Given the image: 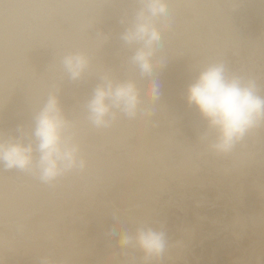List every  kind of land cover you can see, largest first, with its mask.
<instances>
[{
	"label": "rangeland",
	"instance_id": "374dc122",
	"mask_svg": "<svg viewBox=\"0 0 264 264\" xmlns=\"http://www.w3.org/2000/svg\"><path fill=\"white\" fill-rule=\"evenodd\" d=\"M59 1L63 3L66 0ZM85 1L100 5L97 8L99 10H113L118 19L117 23L120 22L121 17L125 16V14L129 21L133 20L135 12L139 8V0H116L117 4L115 6L109 0ZM185 1L192 5L190 7L181 6V11L178 8L172 14L174 16L176 12L177 14L181 12V17L180 14L179 16L175 15L178 19L171 15L170 26L162 34L163 39L161 45L157 48L156 58L164 57L166 60L165 64L169 62L172 56L179 62L185 58L198 60L200 64L193 71L180 64L176 65L173 68L174 71L172 69L170 74L166 75L168 79L166 82L168 81L169 84L168 82H162L166 78L164 75L162 77L160 75L161 78L157 77L158 75L156 76V80L160 78L159 81L161 80L160 83H162V86H160L159 81H157L160 91L163 88L161 95L163 96L164 104L155 106L152 109L153 115L151 117L159 118L163 122L157 125L158 127L156 126V129L158 128L157 131H159V127L163 130L160 128L162 133H159L154 129L150 133V137L160 140L165 135V140L159 147V154H156L153 151L154 149L146 150L145 154L149 155L146 157L147 161L151 158L148 173L153 174L158 185L146 182V176H137L131 171L132 168H136L134 166L131 168L128 165L131 169L126 166L127 164H121L122 167L120 165L113 167L114 169L121 167H119V172L121 171L120 173L125 174L127 179L134 183V186H132L134 189L136 188V191L133 192L131 190L133 192L131 195L129 193H131L130 189L132 186L122 184V188L125 189L127 187L129 189L128 192L127 189L121 188L120 183L116 182L118 184L116 185L113 182L117 187L113 183L111 184L114 187H110L109 183L107 185L100 182L101 184L99 183V185L104 184L103 186L105 187L97 186L99 189L97 188L96 194H94L95 196L98 195L99 198L94 196L91 199H96L93 200L95 204L98 199L102 200L105 198L106 201H98V205L96 204L95 209L93 208L94 211H97L94 212L92 210V201L90 206L88 205L89 203L82 202L86 199L85 197H88L86 192L88 186L85 185H87L86 182L90 176L89 174H84L88 173L89 170L87 168L84 169V173L81 172L82 170L76 169L73 170L74 172L70 171L64 174V176H61L63 181L60 182L61 179L59 178L61 177H59L57 180L60 184L57 181L54 187L42 186L39 183L28 184L26 179L28 175L15 170H0V178L9 181L8 191L10 193L17 192L21 188H29L31 190L34 189L33 191L38 196L63 191L66 188L68 178L80 176L84 180L82 182L84 187L82 188L83 185H81V190L83 189L82 195L85 198L81 201L82 198L79 200L76 196H73L72 198L75 201L71 198L72 203L70 204L68 202L71 199L62 200V202L60 200L53 208H49L47 204L40 206L39 203L36 207H30L27 214L20 216L2 214L0 216V233L5 232L6 238L9 240L8 243L15 247L11 253H5L0 250V264H40L41 257H48L51 264H105L97 263L96 261L94 263V259L91 257L68 259L65 262V251L69 245L68 231L76 229L75 227L78 224L77 228L81 229V224L84 223L83 225H86L87 228L83 227L87 231L83 229L85 234L82 235L89 234L88 231H93L99 223L100 220L96 217L101 211L103 214L99 215L103 218H105L104 214L106 211H108L106 212L108 214L110 211L111 214H117L118 216L109 214L110 217L114 218L111 221L112 225L113 223L115 225V227L111 225L114 229L111 228V230L114 232L106 233V230L104 232L105 235L103 234L99 238L102 239L101 244H108L110 248L109 254L112 258L109 263L107 262L108 264H144L142 251L134 247L122 248L118 242L121 232L131 234L140 226L162 229L166 233L168 241L167 251L159 260H153L152 264H264V123L247 134L230 153L218 154L211 151L208 147V144L215 139L216 133L208 128L207 121L200 115L195 106H189L188 104L186 106L184 98L187 88L186 84L189 83L188 80L193 82L203 68L218 61H223L230 73L255 79L259 87V94L264 96V0ZM204 1L210 2L208 8L204 10L195 8L200 2ZM39 4H45V0H0V23L4 19H15L22 23L31 20L33 15L42 17L44 21L37 36L30 39L25 35L17 37L13 54L7 62L2 55L3 49L0 51V81L3 80L7 73L14 71L17 74L15 79L20 83L14 90H0V99L9 95L15 97L23 96L29 89L33 88L28 83L40 71L47 74L45 76L54 78L60 83V90L57 92L59 101L72 102L71 98L78 89L99 84L101 76L105 73L109 74L113 79L118 76L119 80L133 79L138 85L145 84L146 86L147 84L149 86V80L141 79L138 74L131 70L128 64V59L132 55L134 48L121 43L120 35L110 34L107 31L109 22H103L104 24H102L98 21H92L90 26L80 30L78 34L80 37L77 36V43L67 42L66 38L68 36H64L62 31H65L68 26L83 24L85 20H88L85 14L90 12V10H83L77 19L70 21L67 18L64 19L65 12L63 11L62 20L56 23V27L59 30L48 34V29L55 23L54 15H57L55 12H41L32 7ZM18 5L22 6L24 13L22 15H10L11 8ZM198 13L201 14L198 15ZM173 18L176 20H173ZM105 23L108 25H105ZM5 25L6 23L0 25V35H5ZM16 27L18 28L19 24ZM8 30L11 31L12 29L9 28ZM97 31H103L108 35V39L103 41L98 51L99 53L93 54L90 51H84L90 57L89 72L87 71L84 74L86 78L83 76V79L81 78L70 84L71 80L59 67H57L55 72L48 70L49 65L58 64V59L62 54L69 51H77L76 48L79 42H83L85 39L95 42ZM203 37L206 38L203 40ZM207 38L210 40L209 45L206 44L208 43ZM189 42H198L201 49L189 48L186 46V43ZM114 60L120 63L124 71L117 75H113L109 71H103V68L111 67ZM185 80L187 83H184L186 82ZM175 81H181L185 86L178 89L174 85ZM172 84L176 88H173ZM172 105H174L172 112L166 115L165 106ZM68 121L71 124L69 131L74 134L75 139L89 128L88 123H79L74 120ZM120 121H122L121 125H126L127 120L124 116L120 117ZM10 125L12 124L0 123V129ZM87 135H89L87 139H91V134L88 133ZM205 136L207 138L203 139ZM129 139L132 140L131 137ZM33 141L36 144L34 136ZM103 150L104 152L119 153L122 147L114 148L112 144H108ZM87 153L89 154L90 152H86L85 155L81 152V156H84L83 158L85 159V156L88 155ZM94 153L92 155H100L102 157L98 152ZM241 156L249 157L248 168L246 171L244 170L246 173H240L241 171H239V173L235 174L238 172H235V168L239 164ZM250 161L253 162L250 163ZM186 163L191 165V172L187 174L191 176L181 174L183 179L179 176L180 173L179 175L175 174L176 176L171 173L175 169L183 167ZM97 169L93 171V175L102 174L103 176L106 175L104 173H112V169L110 173V171L104 170V172L100 168L99 171H103L100 174ZM114 169L113 173H117L118 170L115 169L114 171ZM83 174L86 177L84 176L83 178ZM184 175L192 178L187 180ZM64 179H67L66 182ZM62 182H65V185L63 183V189L61 187ZM123 191H126V193ZM121 192L124 194L119 198L122 194ZM107 193L113 196L111 197ZM146 195L149 197L148 199L145 198ZM133 196L134 198L131 200ZM108 197H115V202L118 200L117 197L119 200L116 204L112 202V199L109 198L108 200ZM126 197L129 199L128 204H126L127 201L126 203L124 202ZM120 199L123 203L119 202ZM109 201L121 213L117 212V210H115L117 213L112 212L111 209L114 211L115 208ZM17 203L18 200H14L11 205L13 206ZM82 203L87 206H83ZM105 203L108 206L110 205V207L108 208ZM72 204L74 207H72ZM118 204L119 206L122 205V209ZM76 205L77 208L75 207ZM79 206H81L80 209ZM97 206L99 208L102 207L103 210H99L96 208ZM105 207L107 210H105ZM87 208L88 211L92 210L94 220H98L97 222L93 220V216L91 217L92 219H89V222L87 221L90 218L88 217L90 216L89 214L92 213H87ZM74 209L81 210V213ZM140 209L147 210V216L146 214L144 216ZM44 211L47 213H44ZM84 213L86 214L83 215ZM80 214L86 216V222L84 221L86 218L83 217L84 219L82 220ZM101 216L100 219H102ZM36 219L37 221L38 219L43 220L42 223L46 229L50 226L60 228L53 235L44 234L42 230L33 234L32 231L28 230L30 232L29 235H33L32 237H20L18 229L27 228V226L31 227ZM91 221H94L92 222L93 224ZM87 222L95 228H88L90 225H87ZM72 223L73 225H70ZM18 225H22V227H18ZM71 226H75L74 229ZM32 227L34 228L35 226ZM106 234H110V236ZM98 242L100 241L97 240L96 243ZM98 245L100 243L96 244V247H99ZM173 249L176 250L175 256L171 255Z\"/></svg>",
	"mask_w": 264,
	"mask_h": 264
},
{
	"label": "clouds",
	"instance_id": "9594fccd",
	"mask_svg": "<svg viewBox=\"0 0 264 264\" xmlns=\"http://www.w3.org/2000/svg\"><path fill=\"white\" fill-rule=\"evenodd\" d=\"M32 7L51 13L93 10L100 5L63 3ZM171 14L168 0H139L134 19L129 21L126 14L120 19V23L125 25L120 39L134 48L128 64L141 79L149 80L146 95L152 104L160 99L156 75L166 63L164 57L156 58V51L162 43L163 32L170 26ZM43 23L42 17L36 15L22 23L15 19L6 20L3 41L6 62L13 54L17 37L25 35L30 39L37 36ZM91 23V20H85L82 26L88 27ZM96 39L105 41L108 35L97 31ZM89 66L90 57L85 52L69 51L59 57L58 64L49 65L48 70L55 72L59 67L71 81H78ZM57 92L58 89L48 92L46 101L34 117L32 135L36 140L35 146L32 142H22L26 135L22 127L16 129L17 136L0 137V170H15L33 177L41 185L54 187L62 175L86 167L80 144L69 131L71 124L65 117ZM184 98L189 106H195L207 121L208 128L216 133L208 147L218 154L230 153L247 134L264 123V96L259 94L257 81L230 73L223 61L203 68L187 86ZM86 107L89 122L98 129L111 126L120 113L129 119L153 115L150 105L142 106L135 80L115 81L107 73L101 76V83L95 87ZM118 242L122 248L134 247L142 251L144 264L159 260L168 248L165 231L150 226H140L131 234L121 232ZM40 264H51V261L48 257H41Z\"/></svg>",
	"mask_w": 264,
	"mask_h": 264
},
{
	"label": "bare ground",
	"instance_id": "6f19581e",
	"mask_svg": "<svg viewBox=\"0 0 264 264\" xmlns=\"http://www.w3.org/2000/svg\"><path fill=\"white\" fill-rule=\"evenodd\" d=\"M205 1H207V0H205ZM205 1L204 2H200L196 7L195 6L194 7L197 8V9H200V10H204V9L208 8V6L210 5V2L208 3V2H205ZM109 2L112 5H114V6L117 4L116 0H109ZM63 3H87V2L85 0H66ZM63 3H62V1H59V0H45V4H63ZM168 3L170 5L172 14H174L175 11L178 8L180 10L181 6L190 7L192 5V4L190 5L189 3H186L185 0H180V1L179 0H168ZM183 9H184V7H183ZM82 11L83 10H81V11H64L65 12L64 19L67 18L68 21L75 20V19H77V17L80 16V13ZM62 12H63V10H59V11L55 12L56 15H57V16L54 15L55 23H53L51 25V27L48 29V34L59 30V28L56 27V23L59 22L60 20H62ZM23 13H24V10H22V6L21 5H18V6H15V7L11 8V10L9 12L10 15H22ZM180 13L181 12H179L177 14V12H176L175 15L179 16ZM201 13H198V15L201 14ZM85 15H86V18L88 20H91V21H98V22H100L102 24H104L103 22H106V23L109 22V27H108L107 31L110 34H118V35H120L124 31L125 25H122L120 22L117 23L118 19H117V16H116V14H115V12L113 10L93 9V10H90V12H88ZM83 16H84V14H83ZM180 17H181V14H180ZM175 18H177V17L175 16ZM175 18H173V20H176ZM5 23H6V19H4L0 23V25H4ZM106 23H105V25H108ZM221 24H222V22H221ZM82 25L83 24L75 25V26H68L65 31L64 30L62 31V34H64V36L65 35L68 36V38H66L67 42H75V43L78 42L77 41V36H78L80 30H83V28H84ZM228 35H229V33H228ZM4 36H5L4 34L0 35V51L3 49L2 46H3ZM78 37H80V36H78ZM205 38L206 37H203L202 39L204 40ZM208 39L209 38H207V40ZM209 41L210 40H208V43H206L207 45H209ZM120 42L124 44V42L121 39H120ZM102 43H103V41H98L96 39V36H95V42H92L91 40H86L85 39L83 42H79L78 43L76 50L77 51H82V52L90 51L93 54H95L96 52L99 51L100 47L102 46ZM186 46H188L189 48H198V49L200 48L201 49V47L199 46L198 42H189V43H186ZM2 55H3V52H2ZM178 64H180L183 67H187L191 71H193L199 66L200 63L198 62V60L196 61V60L185 59V58H184V60L179 62V61H177V59H175L172 56L171 59L169 60V62L167 64H165V66L162 69L158 70V72H157L158 76L157 75L156 76L160 77V75H161V77H162V75H164L166 77V75L170 74L172 69ZM112 65H111V67L103 68V71H109L113 75L120 74L122 71H124L123 67L120 66V63L118 61L114 60L112 62ZM173 71H174V69H173ZM47 73L49 74V72H47ZM16 75L17 74H15L14 71H11L10 73H7L4 76L3 80L0 81V90H2V89H4V90L5 89H8V90L16 89V87L20 84L15 79ZM45 75H47V74H44L41 71L38 72L37 76L34 79L30 80L29 83H28L33 88L29 89L23 96L15 97V96H10L9 95V96H4L2 99H0V123L4 122V123L12 124L10 126H6V127L0 129V137H2L4 139H8L11 136H17V135H19V133L16 132V129L18 127H22L24 129L25 134H26L24 136L22 142H24V143L32 142L33 146H35V143L33 141V135H32V132H33L34 127H35L34 117H35L36 113L39 111V109L43 106L44 102L46 101L48 92L50 90H53V89H58V91L60 90V83L58 82V80H56L54 78L52 79V78L47 77ZM160 78H158V80H156V82L159 81ZM46 79H48V80H46ZM163 79H164V77H163ZM114 80L115 81H124V80H119L118 76L116 78H114ZM164 80H162V82H166V80H168L167 77ZM160 81H159V83H160ZM73 82L74 81H70V84H72ZM85 82H87V81H85ZM188 82L189 83H187V81H186L184 83H187V84L191 83L189 80H188ZM47 83H49V84H47ZM100 83L101 82H99V84ZM44 84H47V85H44ZM161 84L162 83H160V86H162ZM168 84H169V82H168ZM187 84H186V86H188ZM97 85L98 84H95L93 86H86V87L78 89L74 93L72 98H71L72 102H68L66 100L60 101V105H61V107H62V109L64 111V114H65V117L67 118V120H74V121L79 122V123H88L89 124V128L87 129V131H85L84 133L79 134L77 136V138L75 139L76 142H78L80 144L81 152L84 153V155L86 154V152H90V153L91 152H93V153L94 152H96V153L98 152L99 154L102 155V157H100V155L94 156V155H92L93 153L92 154H90V153L88 154L87 153L88 155L85 156V159L83 158L86 161V167L85 168H87L89 171H88V173H84L83 172L84 169H85L84 168L81 172H83L85 175L89 174V176H90V178L88 176L89 179L86 178L87 179V182H86L87 185H85V186H88L87 189H86V192L88 193L87 194L88 197H85L86 198L85 199L83 197V195H82V190L83 189L81 190V185H83L82 186V188H83L84 184H82V182H84V180L81 179L80 176H78V174H77V176L79 178L78 177L77 178L70 177V178H68V180L66 179L67 182L64 179V181L66 182V188L63 191H60V192L57 191V192H55L53 194H50V195H44L43 194L41 196H38L36 194V192L33 191L34 190L33 188H32L33 190H31L29 188L28 189L27 188H21L17 192L10 193L8 191V189H9V181L6 180V179L0 178V216L2 214H8L9 216H20V215H23V214H27L29 212L30 207L31 208L32 207H36V205L39 204V203H40V206L44 205V204H47V206L49 208H53L55 206V204L57 202H59L60 200H61L60 202H62V200L71 199L73 196H76L79 200L82 198L81 201L83 199H85L82 202L85 201L86 204L89 203L88 204L89 206H90V204H92L91 203V201H92L93 202V206H94V207L92 206V210L94 211L95 205L98 203V201H102V200H103V202L106 201L105 198H104L102 200L98 199L97 203L96 204L94 203L95 201H93V200H96L95 198H97V196H98V195L95 196V194H96L95 191H97V188H98L97 186H103L104 184H107V183H109L110 187H114L115 184L118 185L117 183H120L119 185H121V188L123 187V185L130 186V187L132 185L134 186V183L131 180L127 179L125 174L120 173L121 171L119 172V169L124 164H127L126 166L130 165L131 168H132V166L136 167L134 169L132 168L131 171H133L137 176H146L145 177V181L146 182H148L150 184L152 182L154 185L157 184L155 179H154V177H153V174H149L148 173L149 172L148 171L149 163L151 162L150 161L151 158L149 157L150 159L148 161L146 160V157H148L149 155L145 154V151L149 150V149H154L153 151L156 154H159L158 153V152H160L159 147L162 145L163 141L165 140V135L162 137V139L158 140V139H153L152 137H150V133L154 129H156L157 125H159V124H161L163 122L159 118L143 117V116L135 118V119H129V118L125 117L122 113H120V114H118L116 116L115 120L111 123V126L106 127V128H99V129L93 127L91 125V123L89 122L88 118H87L88 117V112H87L86 105H87V102L91 99V97L93 95V92H94V89H95V87ZM136 85H137V88H138L139 93H140V99L142 101V106H149L150 105L152 107V109H153L155 106H160V105L164 104L162 95H160V99L158 101H156L154 104H152L150 102L149 97L146 95L147 90H148L147 89V87H148L147 84H146L147 87L145 86V84H143V85L136 84ZM165 85H167V84H165ZM174 85L178 89H181V88H183L185 86L184 84L181 83V81H175ZM172 87H173V84H172ZM176 87H173V88H176ZM162 89H161V91H162ZM161 91H160V93H161ZM44 94H46V95H45V97L42 98V96ZM185 104L187 106V103H185ZM165 107H166V109H164V110L167 113L166 115H169L172 112V110L174 108V105L165 106ZM123 116L127 120L126 125H124V124L121 125L122 121H120V117H123ZM160 128L161 127H159V131H157L158 128L155 131H157L159 133H162ZM88 133L91 134V139L90 138L87 139V137H89V135H87ZM159 133H157V134H159ZM130 137L132 138V140L129 139ZM108 144H112V147H114V148L122 147V150L119 153H115V152H112V151L104 152L103 149ZM96 153H94V154H96ZM36 155H38V153ZM239 160H240L238 162L239 164L236 165V168L237 169L239 168V170H237L235 168V172L238 171L235 174L239 173V171H241L240 173H243V172L246 173L245 171L248 168L247 164H249L248 163L249 162V157H246V156L242 157L241 156V159H239ZM113 161H115V162L112 163ZM251 162H253V161H250V163ZM118 165H120L121 167L119 166L120 168L119 167L115 168L118 171H117V173H113V169H114L113 167H116ZM96 168H98L97 169L98 171L101 168L103 171L104 170H106V171L108 170V172L112 168L113 169H112V173L110 171L111 174L108 173L109 174L108 175L107 173H104L107 176L106 175L102 176V174H101L103 172L102 170H101L102 172L99 171V173L101 175H93L92 174L93 171L96 170ZM115 169H114V171H115ZM73 172H71V173H73ZM190 172H191V165L186 163V164L183 165V167L175 169L171 173L174 174V176H176L175 174L179 175V173H180L179 176L182 177L181 174H186L187 175ZM84 174H83V178L85 176ZM62 176H64V175H62ZM187 176H191V175H187ZM66 177H67V175H66ZM194 177H195V175H194ZM186 178L188 180L190 177L188 178V177L185 176V179ZM26 179H27L28 184L39 183L38 181H36L31 176H28ZM59 179H61L60 182L63 181L62 177L59 178ZM60 182L58 181L57 183L60 184ZM65 182L61 183L62 184L61 185L62 189L64 188L63 186L65 185ZM100 182H103L104 184L103 185H99ZM63 183H64V185H63ZM111 183H113L114 186H112ZM133 186L130 189L131 193H129L131 195H132V193L134 191H136V188L134 189ZM103 187H105V186H103ZM115 187H117V186H115ZM130 187H128V188H130ZM135 187H136V185H135ZM60 188H58V189L61 190ZM100 188H102V187H100ZM122 189H124V188H122ZM125 189H127V187ZM127 190L129 192V189H127ZM111 191H112V188H111ZM123 192L126 193V191H123ZM48 193H49V191H48ZM109 193H110V191H109ZM124 193H122L119 196V198H121V196ZM91 195H93V196H91ZM108 195L111 196V194H108ZM94 196H95V198L92 200L91 198L94 197ZM125 196H126V194H125ZM98 198H99V196H98ZM109 198L110 197H108L107 199L109 200ZM114 198H110V199H112L113 203L115 202ZM119 198L117 197L118 200H119ZM133 198H134V196L132 197V199L131 198L130 199L133 200ZM145 198L148 199L149 197H147V195H146ZM72 199L74 200V198H72ZM72 199L70 200V202H68V201L67 202L69 204L72 203L71 202ZM14 200H18V203L16 205L12 206L11 204H12V202ZM118 200L116 202H118ZM128 200H129L128 197L124 198V202L126 203V201H127L126 204H128ZM131 200H130V202H131ZM112 202L109 201L110 204H112ZM119 202L123 203V201H121V199H120ZM64 204H66V202H64ZM77 205L75 206L76 208H77ZM82 205H83V203H82ZM85 205H83V206H85ZM101 205H103V204H101ZM101 205H99V206H101ZM112 205L114 206V204H112ZM89 206H88V208H90ZM99 206H97L96 208L101 210L102 207L99 208ZM106 206H108V204H106ZM118 206H119V204H118ZM72 207H74L73 204H72ZM80 207L81 206H79V209H80ZM109 207H110V205L108 206V208ZM119 207H121V209H122V205L119 206ZM88 208H87L86 211H88ZM114 208H115V206H114ZM79 209H74V210L75 211L77 210V212H78ZM46 210L48 211V209H46ZM92 210H89L87 213L92 212ZM105 210H107V208ZM115 210H117V209L115 208L114 211H113V209H111V211L114 212V213L116 212ZM80 211H79V213H81ZM82 211H83V209H82ZM95 211H97V210H95ZM106 212H108V211H106ZM106 212L104 214L105 218H103L101 215H99V214H103L102 211H101V213L99 212V214L97 215L98 217H96V218L97 219L99 218L98 220H100V221L98 223L99 225L97 224L95 226L96 228L94 226H91L90 223L88 224L89 219H92L91 217L93 216V212L91 214H89L90 216H88V217H90V218H88V220H87L86 216H82L80 214V216H81L80 218H82V220L84 219L83 217H85L86 219H84V221L85 220L88 221L86 223L87 225H90V226H88V228L93 227V228L97 229L98 226H99V228L97 230L93 229V231H90V232L88 231L89 234H87V235H82V234H85L84 233L85 230L87 231V229H85V228H87L86 225H83L84 223L81 224L80 222H78V223H80L82 225V227L85 226V228L81 227V229L77 228L79 226V224L77 225V227L74 226L76 229H74V227L71 226L74 230L68 231L69 232V234H68V242H69L68 244L69 245H68V247H67V249L65 251V257H66L65 262H67L68 259H74V258H80V257H84V258L85 257H91V258L94 259V263L96 261L97 263H105L106 264L107 262L109 263V261H111L112 257H110V254H109L110 248L108 247V244L102 243V244H104L106 246L102 245L101 244V240L102 239H99V238H101V236H103V234H104V232H106V230H107L106 233L114 232V231L111 230V228L113 229V227H111V225H112L111 221L114 218L112 216H111L112 218L109 216V214H111L110 211H109V214L106 213ZM117 212L121 213V211H119V210H117ZM140 212H142L144 214V216H145V214L147 216V210L140 209ZM44 213H47V212L44 211ZM85 214L86 213H84L83 215H85ZM96 214H97V212H96ZM111 215H113V214H111ZM114 215L117 216V214H114ZM100 216L102 217V219H100ZM251 217H253V216H251ZM82 220H79V221L84 222ZM93 220H94V216H93ZM44 221H45V219H44ZM77 221H75V222H77ZM94 221H96V220H94ZM94 221H91V223L94 222ZM34 222H36V223H34ZM34 222L32 223V226H35L34 228L32 226L31 227L27 226V228L18 229L19 236L22 237V238L23 237H32L33 235H29L30 232L28 230L32 231L33 234L37 233L40 230H42L44 232V234L53 235L60 228V227H57V226H50L49 228L46 229L44 227L43 223H42L43 220L41 221L40 219H38V221L36 219ZM70 225H73V223L70 224ZM113 225H114V223H113ZM114 227H115V225H114ZM109 228H110L111 231L108 230ZM83 229H85V230L83 231ZM97 240L100 241V242L96 243ZM8 241L9 240H7V238H6V233L5 232L0 233V250L1 251L3 250V252H5V253H11L12 250L14 249V247H15L14 245L8 243ZM99 243H100V245H98L99 247L102 245L100 248L96 247V244H99ZM175 254H176V250L173 249L171 251V255L175 256ZM91 258H90V260H92ZM89 264H92V263H89Z\"/></svg>",
	"mask_w": 264,
	"mask_h": 264
}]
</instances>
